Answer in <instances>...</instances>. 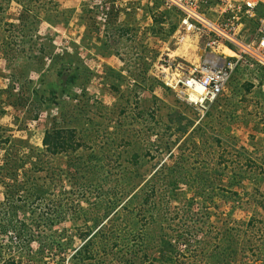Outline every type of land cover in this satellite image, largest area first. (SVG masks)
Masks as SVG:
<instances>
[{
	"label": "rangeland",
	"instance_id": "rangeland-1",
	"mask_svg": "<svg viewBox=\"0 0 264 264\" xmlns=\"http://www.w3.org/2000/svg\"><path fill=\"white\" fill-rule=\"evenodd\" d=\"M179 21L158 0H0V167L21 161L0 168V264H79L88 240L93 264H264V70L188 104L167 78L205 40ZM55 126L73 150L47 153Z\"/></svg>",
	"mask_w": 264,
	"mask_h": 264
},
{
	"label": "built area",
	"instance_id": "built-area-1",
	"mask_svg": "<svg viewBox=\"0 0 264 264\" xmlns=\"http://www.w3.org/2000/svg\"><path fill=\"white\" fill-rule=\"evenodd\" d=\"M178 13L187 34L205 40L197 66L182 65L166 85L205 110L225 89L238 67L264 70V0H158Z\"/></svg>",
	"mask_w": 264,
	"mask_h": 264
},
{
	"label": "trees",
	"instance_id": "trees-1",
	"mask_svg": "<svg viewBox=\"0 0 264 264\" xmlns=\"http://www.w3.org/2000/svg\"><path fill=\"white\" fill-rule=\"evenodd\" d=\"M22 12H26V10H23ZM19 21L22 23L25 21V18H23V15L19 14L18 18ZM54 105V103H52ZM45 105V103L43 104ZM73 138V133L71 129H65V128H61V127H57L55 126L51 131H47V133L45 134V137L43 139V143L45 148L47 149V153H51L54 154V152L57 151H66L65 149L72 147V145H76V143H74V141H72ZM71 150H73L72 148H70ZM31 153V152H30ZM38 155V154H37ZM31 156V155H30ZM21 161H16V160H12V159H7V157H5L3 159V164L1 165L0 168H3V170L8 174H3L4 176H7V178L10 179H16L17 177V173L19 172V170L21 168H18L20 165ZM36 165V169H42L41 166L37 163H35ZM73 167L77 170L78 165L76 163H74ZM74 172V171H73ZM33 182V180L30 178L28 179V182ZM78 180L75 182L77 183ZM8 187H11L13 191H15V187H18V185H16V183L14 182L13 185L9 184ZM146 203V202H144ZM148 204V203H146ZM149 205V204H148ZM87 233H84V236H86ZM89 240L84 244L82 250H80L79 252H76L79 255L80 262H82L81 264H91L89 262H85V261H91L92 264L94 261H99L97 260L99 257L96 256V252H92L89 247H88V243ZM111 249V248H109ZM174 251V249H173ZM110 252V251H109ZM95 254V255H94Z\"/></svg>",
	"mask_w": 264,
	"mask_h": 264
},
{
	"label": "bare ground",
	"instance_id": "bare-ground-1",
	"mask_svg": "<svg viewBox=\"0 0 264 264\" xmlns=\"http://www.w3.org/2000/svg\"><path fill=\"white\" fill-rule=\"evenodd\" d=\"M174 12H176L175 10H173ZM177 13V12H176ZM184 52V51H183Z\"/></svg>",
	"mask_w": 264,
	"mask_h": 264
}]
</instances>
